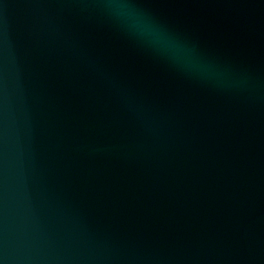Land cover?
I'll use <instances>...</instances> for the list:
<instances>
[{"label":"water","instance_id":"1","mask_svg":"<svg viewBox=\"0 0 264 264\" xmlns=\"http://www.w3.org/2000/svg\"><path fill=\"white\" fill-rule=\"evenodd\" d=\"M0 264H264V0H0Z\"/></svg>","mask_w":264,"mask_h":264}]
</instances>
